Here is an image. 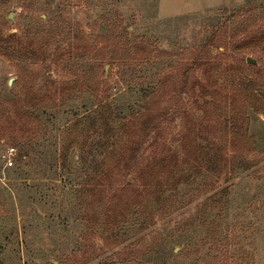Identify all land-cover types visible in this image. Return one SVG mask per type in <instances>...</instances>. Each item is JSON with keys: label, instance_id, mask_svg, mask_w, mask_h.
Here are the masks:
<instances>
[{"label": "rangeland", "instance_id": "374dc122", "mask_svg": "<svg viewBox=\"0 0 264 264\" xmlns=\"http://www.w3.org/2000/svg\"><path fill=\"white\" fill-rule=\"evenodd\" d=\"M245 8L264 26V0H0V45L11 47V41H2L20 35L26 27L37 29L32 21L43 18L53 22L38 26L44 36L52 33L56 48L63 52L57 62L46 65L18 55L13 59L0 55V110L2 104L30 93L32 77L23 83L19 79L25 65L39 66L36 84L44 85L48 76L57 80L99 77L101 99L124 109H139L154 97L162 79L179 80L190 58H207L209 50L216 58L221 88L232 90L249 80L260 85L264 51L259 45L234 49L232 41L237 11ZM78 28L85 42L97 45L95 52L68 54ZM118 40L122 44L128 40L134 50L139 46L137 58L152 51L151 59L113 61L111 43ZM247 58L257 64L248 63ZM202 73L195 71L197 76ZM86 86L67 91L58 107L47 108L49 100L44 99L35 111L39 125L34 130L28 119H22L19 127H9L0 119V264H97L104 259L113 264H193L196 260L199 264H264V113H251L249 135L254 146L246 158L252 167L232 181L226 211L218 207L210 211L197 231L186 227L210 196L230 184L223 179L200 180L185 188L177 207L148 229L141 230L135 217L119 236V247L109 248L99 237L88 240L87 220L72 197L84 172L69 174L59 161L68 127L93 105ZM172 88H163L161 108L169 113L177 107L192 109L194 103L188 98L180 101L170 96ZM185 118L176 117L170 130L177 132ZM10 148L16 150L14 165L7 167L4 155ZM23 152L26 158L21 163ZM72 153L76 162L78 153ZM211 225L217 229L215 234L210 232ZM180 226L186 231L180 233ZM212 235L221 238L216 247L209 241Z\"/></svg>", "mask_w": 264, "mask_h": 264}, {"label": "trees", "instance_id": "16d2710c", "mask_svg": "<svg viewBox=\"0 0 264 264\" xmlns=\"http://www.w3.org/2000/svg\"><path fill=\"white\" fill-rule=\"evenodd\" d=\"M236 18L232 27L234 49L245 50L259 45L264 51V26L259 24V17L245 8L237 11ZM46 22L51 24L53 21L38 18L32 21L37 29L26 27L20 35L12 34L4 39L2 43L11 41L12 44L11 47L0 45V55H5L6 59L18 55L23 57L19 58L21 60L29 59L45 65L49 61L57 62L63 55L62 50L56 48L52 33L44 36L38 26ZM55 27L59 29L60 24L57 22ZM79 31L78 28L67 49L68 54L85 56L95 52L97 45L85 42ZM0 33L3 34L1 29ZM127 41L124 44L119 40L111 43L113 61L151 59L152 51L149 50L143 58H137L139 46L134 50ZM212 53L209 50L207 58H190L183 66L179 80L170 76L162 79L154 97L139 109H124L104 102L98 95L99 77L92 80L78 75L72 80H57L48 76L43 85L35 83L41 73L38 65H25L19 71L21 83L32 77L33 86L25 96L2 104L0 119H5L9 127H19L22 119H28L33 124L31 130L36 129L39 122L35 111L47 99V108L58 107L67 91L81 85L87 84L85 90L94 97L87 113L75 118L68 127L59 155L63 171L69 174L84 172V180L74 186L72 197L81 209V216L87 220L88 240L99 237L107 247H119L122 243L119 236L135 217L139 218L141 230L148 229L177 207L185 188L200 180L223 179L230 184L219 194L210 196L186 227L197 231L205 225L210 211L216 207L221 212L226 211L232 181L252 167L246 158V153L254 146L249 123L251 113H264V82L258 85L249 80L232 90L221 88L220 73ZM250 67L260 72L256 66ZM100 69L103 70V66L100 65ZM197 70L203 73L197 76ZM166 86H173L171 97L180 101L185 97L191 100L194 103L192 109L177 107L169 113L161 108L158 103L165 97L163 88ZM183 116L186 117L185 123L173 133L171 123L176 117ZM222 127L226 128L224 132ZM10 149L15 153V148ZM74 150L78 153L76 162ZM25 153L19 155V162L24 163ZM186 227L180 226V233L185 232ZM209 229L214 234L217 231L213 225ZM219 238L209 237L212 247L218 245ZM123 259H126L122 261L125 263L130 261ZM199 262L196 260L193 264ZM97 264L113 262L104 259Z\"/></svg>", "mask_w": 264, "mask_h": 264}, {"label": "built area", "instance_id": "2783aa9c", "mask_svg": "<svg viewBox=\"0 0 264 264\" xmlns=\"http://www.w3.org/2000/svg\"><path fill=\"white\" fill-rule=\"evenodd\" d=\"M14 155V149H10V151L4 155V159L6 161V166L7 167H12L14 165V161L12 156Z\"/></svg>", "mask_w": 264, "mask_h": 264}, {"label": "water", "instance_id": "95a60500", "mask_svg": "<svg viewBox=\"0 0 264 264\" xmlns=\"http://www.w3.org/2000/svg\"><path fill=\"white\" fill-rule=\"evenodd\" d=\"M9 19H10V20H13V18H12L11 15L9 16ZM247 62H248V63H251V64H253V65H256V64H257L256 60H255V59H252V58H247ZM10 84H11V82H10Z\"/></svg>", "mask_w": 264, "mask_h": 264}]
</instances>
